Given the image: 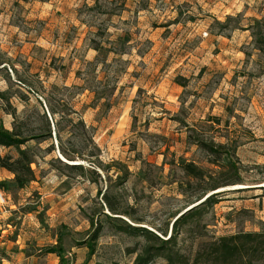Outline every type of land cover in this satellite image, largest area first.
Instances as JSON below:
<instances>
[{"label":"rangeland","instance_id":"374dc122","mask_svg":"<svg viewBox=\"0 0 264 264\" xmlns=\"http://www.w3.org/2000/svg\"><path fill=\"white\" fill-rule=\"evenodd\" d=\"M253 19L264 20V0H0V125L12 130L13 109L46 135L27 146L37 181L5 191L0 264H61L45 253L59 240L64 264H137L160 244L129 226L172 239L196 264L221 237L264 231V53L254 37L264 23ZM180 122L236 147L244 183L202 200L181 188L188 179L164 162L215 167ZM12 178L0 168V182Z\"/></svg>","mask_w":264,"mask_h":264},{"label":"trees","instance_id":"16d2710c","mask_svg":"<svg viewBox=\"0 0 264 264\" xmlns=\"http://www.w3.org/2000/svg\"><path fill=\"white\" fill-rule=\"evenodd\" d=\"M252 21L258 27L264 23V20L253 19ZM254 37L258 50L264 53V34L262 32L260 34H254ZM92 93L95 95V100L99 101L100 97L97 96V92L94 91ZM10 112H12L11 115L14 118L12 130H8L4 125H0V168L11 173L13 178L0 182V188L12 194L28 188L32 183L37 181L36 172L32 167L35 163L34 156L31 148L27 146L30 142L43 139L46 135L36 134L35 130L28 129L24 121L17 122L16 111L12 109ZM51 112L54 113L55 111L52 110ZM180 123L188 128L189 134L187 136V142L204 152L207 155L208 163L215 167L214 172L206 170L195 162L188 161L183 157L174 158L173 162L170 163L164 162V165L169 164L178 167L188 179L180 183L181 188L191 190L195 194L197 193V195H200L199 200H202L209 191L244 183L245 180L242 168L239 166L240 161L237 156L236 147L230 144H221L208 140L195 129L189 128L185 122ZM48 135L52 138L50 126L48 127ZM2 149H16L17 156L13 157L9 153L2 154ZM169 151L168 149L167 152ZM62 154L66 158L68 157L64 151ZM165 156L167 160V153H165ZM68 167L74 171H83V166L72 165ZM216 176L219 177L217 178ZM220 197L222 195L219 193L211 195L203 203L183 214L175 222L174 229L180 223L188 222L199 216L202 212L201 209L204 207L218 204ZM111 211L115 212L114 209ZM128 231L129 233H142V235L148 236V239H154L155 243L158 241L160 244L159 247L147 246L143 256L138 258L137 264H150L156 257H164L168 264H189V260L184 255L174 252L172 239L167 241L161 240L143 228L129 226ZM99 236V230L95 231L92 237L85 242V245L89 249L90 257L95 254ZM45 253L48 255H57L61 264L66 262L65 249L61 240L58 241L57 245L47 248ZM195 262L196 264H264V231L253 233L242 232L233 236L221 237L215 243L201 250Z\"/></svg>","mask_w":264,"mask_h":264},{"label":"built area","instance_id":"2783aa9c","mask_svg":"<svg viewBox=\"0 0 264 264\" xmlns=\"http://www.w3.org/2000/svg\"><path fill=\"white\" fill-rule=\"evenodd\" d=\"M8 203L6 192L0 188V206H5Z\"/></svg>","mask_w":264,"mask_h":264},{"label":"water","instance_id":"95a60500","mask_svg":"<svg viewBox=\"0 0 264 264\" xmlns=\"http://www.w3.org/2000/svg\"><path fill=\"white\" fill-rule=\"evenodd\" d=\"M77 165V164H76ZM210 196H208L207 198H209ZM198 205H200V204H198ZM198 205H196V206H198ZM196 206H194V207H192L190 210H192L193 208H195ZM190 210H188V211H190Z\"/></svg>","mask_w":264,"mask_h":264},{"label":"crops","instance_id":"0c3cea01","mask_svg":"<svg viewBox=\"0 0 264 264\" xmlns=\"http://www.w3.org/2000/svg\"><path fill=\"white\" fill-rule=\"evenodd\" d=\"M6 129H8V128H6ZM8 130H10V129H8Z\"/></svg>","mask_w":264,"mask_h":264}]
</instances>
